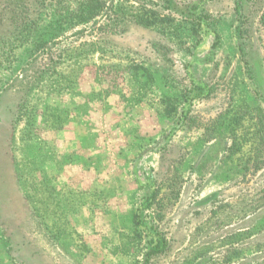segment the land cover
<instances>
[{
	"label": "rangeland",
	"instance_id": "rangeland-1",
	"mask_svg": "<svg viewBox=\"0 0 264 264\" xmlns=\"http://www.w3.org/2000/svg\"><path fill=\"white\" fill-rule=\"evenodd\" d=\"M235 1L0 0V264H144L153 227L148 264H264V168L227 150L264 109V0Z\"/></svg>",
	"mask_w": 264,
	"mask_h": 264
},
{
	"label": "trees",
	"instance_id": "trees-1",
	"mask_svg": "<svg viewBox=\"0 0 264 264\" xmlns=\"http://www.w3.org/2000/svg\"><path fill=\"white\" fill-rule=\"evenodd\" d=\"M236 10L239 12V0H236ZM90 3L88 2V5ZM182 15L185 14L183 11H179ZM22 20L20 21V25H26L28 22L24 18H21ZM217 41L213 43V47L216 46ZM191 77V75H189ZM192 80V85H193V90L191 91L193 94L185 97L186 101L191 102L192 99L198 98L200 96H203L204 98L210 97L211 93L215 90L214 86L207 85L201 80H193V78H190ZM54 86L51 85V91H56L59 84V80H57V77L53 80ZM201 89L204 91L202 92H197L196 90ZM52 95V93L50 94ZM202 97V98H203ZM166 100V105L169 106V109H166V113L169 115L175 110V105H171L172 98L171 97H165ZM188 102V103H189ZM254 104V100H242V102L237 103L235 107H231L234 110L231 111V116L228 121V124L230 126V138H231V143H229L227 150L229 151V155H233L237 152H244L243 144L245 141L249 142V147L247 153L248 155L243 159L240 160L241 163L239 162V167L240 170L243 172V174H249L251 176H254L258 174L263 168H264V109L260 107L259 105H254L253 113L251 109V105ZM39 105H32L26 111L23 115L25 118V121H29L31 123V120L33 119V115L38 112L37 107ZM47 106V105H45ZM190 107H186L183 110L182 113V118L179 121L178 125L176 127H173L169 129L166 134L164 135L163 139L168 137L169 135L173 134L176 130H179L182 128V125L184 123H188L190 126L192 125H198L195 124L194 119H191L192 117L190 116ZM17 113H21V106L18 107ZM248 119L250 124H252V130L246 133L245 129L246 126H244L243 121L244 119ZM184 126V125H183ZM214 128L216 130V126L214 123H212L209 127H206L205 129L207 130V135L208 137H211V128ZM243 126V127H242ZM242 127L241 130H237V128ZM205 156V153H203L200 157H198L197 162L195 165H198L203 157ZM197 167V166H195ZM194 167V168H195ZM196 169V168H195ZM245 176V175H242ZM246 178V177H245ZM159 190L152 191L150 195L148 196L147 203H145L146 207H149L159 199H157V194ZM211 195L208 197L204 198V200H209ZM162 206V205H161ZM133 221L136 226H141L142 228H145L144 225H142L141 221L138 219V212L135 211L133 214ZM168 240L166 239V236L159 231L156 227H153V234L151 241L149 242L148 246L146 247V250L144 252V259L143 263L148 264L150 260H152L156 255L165 253V251L168 249Z\"/></svg>",
	"mask_w": 264,
	"mask_h": 264
},
{
	"label": "water",
	"instance_id": "water-1",
	"mask_svg": "<svg viewBox=\"0 0 264 264\" xmlns=\"http://www.w3.org/2000/svg\"><path fill=\"white\" fill-rule=\"evenodd\" d=\"M163 137L164 136L159 137L153 144H151L150 146L145 148L143 153H146V152L151 151L152 149H154L160 143V141L163 139Z\"/></svg>",
	"mask_w": 264,
	"mask_h": 264
}]
</instances>
